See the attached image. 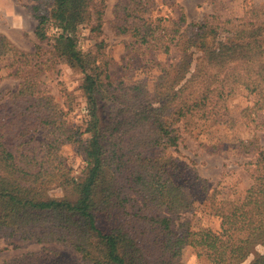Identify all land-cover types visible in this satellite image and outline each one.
Listing matches in <instances>:
<instances>
[{
  "label": "trees",
  "instance_id": "1",
  "mask_svg": "<svg viewBox=\"0 0 264 264\" xmlns=\"http://www.w3.org/2000/svg\"><path fill=\"white\" fill-rule=\"evenodd\" d=\"M33 1L30 10L39 42L54 28L53 53L84 75L87 170L75 182V199L45 196L50 185L72 182L56 152L58 142L81 139L77 129L66 127L57 116V103L39 88L37 73L28 68L41 44L27 53L0 34V56L9 54L18 62L13 74L20 80L11 94L19 112L9 121L0 117V237L18 234L37 242H65L89 264H183L185 245L203 255L206 264L244 261L257 242H264V149L254 150L251 140L239 141L241 151L256 153L252 183L241 197L206 192L200 200L150 152L177 144L179 122L192 117L213 122L222 116L238 87L251 96L241 110L245 123L264 108V8L230 28L216 29L206 21L185 23L182 10L167 27L164 17L151 13L155 0L116 2L108 21L114 33L129 34L131 44L164 53L180 49L177 64L161 65L149 89L144 80L111 81L102 40L87 53L76 47L72 32L77 25L88 23L91 33L101 31L106 0ZM220 33L222 38L217 37ZM193 49L200 54L194 57ZM101 99L115 104L107 122L98 113ZM19 120L17 135L29 127H41L45 134L37 138L35 131L8 147L2 137ZM32 141L40 145L39 151L28 146ZM197 203L219 218L218 229L193 228L188 219L177 220ZM248 264H264V250Z\"/></svg>",
  "mask_w": 264,
  "mask_h": 264
},
{
  "label": "rangeland",
  "instance_id": "2",
  "mask_svg": "<svg viewBox=\"0 0 264 264\" xmlns=\"http://www.w3.org/2000/svg\"><path fill=\"white\" fill-rule=\"evenodd\" d=\"M118 1L127 0L105 1L104 21L100 32L91 33L88 23L77 25L72 32L76 47L82 53H87L94 49L95 42L102 40L107 58L106 72L113 83L125 84L144 80L149 89H152L160 66L177 64L180 49L172 48L168 53H164L144 48L139 44H131L132 38L129 34L114 33L108 21L113 16L112 6ZM33 3V0H0V34L27 53L33 52L35 46L41 44L39 53L30 57L28 68L37 73L39 88L51 95L57 103V116L66 127L77 129L81 139L77 143L68 140L58 142L56 152L61 156L65 168H68L72 182L50 185L45 191V196L75 199V182L81 181L87 170L84 147L88 133L84 132V128L89 116L83 90L84 75L78 68L70 66L62 56L53 53L54 28H49L47 39L39 42L34 34L36 20L30 10ZM258 8H264V0H155L151 13L164 17V24L170 27L178 20L182 10L186 18L185 23L206 21L217 29L222 26L230 28L232 23L248 19L253 15V10ZM225 20L230 22L222 23ZM221 33L217 37L222 38ZM193 52L194 57L200 54L199 49H193ZM17 64L9 54L0 56V117L4 116L6 121L19 112L15 108L18 102L11 100V94L17 91L20 82L19 77L13 74ZM26 67L21 68V74ZM98 103L102 122L109 121L108 113L115 112V104L108 99H101ZM250 103L251 96L246 90L238 87L226 100V111L222 116L213 122L198 117L179 122L177 144L160 146L150 153L159 158L163 168L176 182L188 185L191 192L196 194L197 200L206 192L229 199L241 197L252 183L251 171L256 153L241 151L239 141L251 140L255 144L254 150L264 149V108L253 113V121L248 124L241 117V110ZM35 114L34 111L29 116V122ZM20 127L19 120L14 128L2 137L8 147L21 140H27L35 131L37 138L42 133L45 134L41 127H29V131L19 136L17 132ZM32 145H35L36 151L40 150L39 144L32 141L28 146ZM184 219H188L193 228H219V218L206 213L202 203H197L194 209L181 213L177 220ZM263 250L264 242H257L247 258L239 264H248L255 253ZM181 261L183 264L207 263L203 255L187 245L181 250ZM0 264L89 263L84 262L79 253L65 242H37L15 234L0 237Z\"/></svg>",
  "mask_w": 264,
  "mask_h": 264
}]
</instances>
